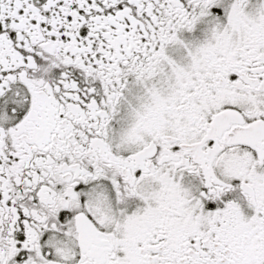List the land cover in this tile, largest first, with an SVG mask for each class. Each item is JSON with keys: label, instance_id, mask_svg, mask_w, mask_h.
Listing matches in <instances>:
<instances>
[{"label": "snow or ice", "instance_id": "6c2138e0", "mask_svg": "<svg viewBox=\"0 0 264 264\" xmlns=\"http://www.w3.org/2000/svg\"><path fill=\"white\" fill-rule=\"evenodd\" d=\"M0 264H264V0H0Z\"/></svg>", "mask_w": 264, "mask_h": 264}]
</instances>
